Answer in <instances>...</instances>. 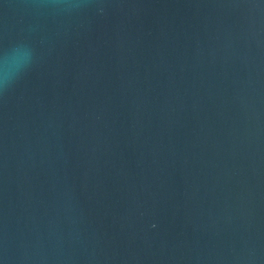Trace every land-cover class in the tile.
Wrapping results in <instances>:
<instances>
[{"label":"water","instance_id":"1","mask_svg":"<svg viewBox=\"0 0 264 264\" xmlns=\"http://www.w3.org/2000/svg\"><path fill=\"white\" fill-rule=\"evenodd\" d=\"M0 264H264V0H0Z\"/></svg>","mask_w":264,"mask_h":264}]
</instances>
